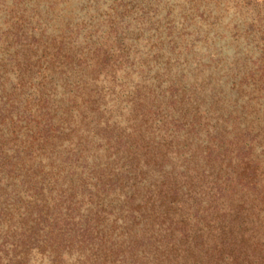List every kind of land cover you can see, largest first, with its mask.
Masks as SVG:
<instances>
[{
    "label": "rangeland",
    "instance_id": "obj_1",
    "mask_svg": "<svg viewBox=\"0 0 264 264\" xmlns=\"http://www.w3.org/2000/svg\"><path fill=\"white\" fill-rule=\"evenodd\" d=\"M263 17L264 0H0L1 255L52 263L58 252L45 235L22 238L37 199L76 203L78 212L103 201L111 220L130 194L158 205L178 187L179 211L211 201L221 161L233 174L239 155L259 163V195L241 184L229 190L220 201L228 218L224 226L216 218L213 234L243 233L245 257L256 240L264 252ZM42 93L54 94L57 112L40 108ZM68 124L76 132L56 137ZM112 135L120 139L110 146ZM216 135L224 154L206 158ZM119 170L108 190L90 191L95 177ZM157 225L143 218L135 228L156 234ZM151 247L139 248L138 264L160 263L164 248L153 255ZM85 249L60 253L65 264H88Z\"/></svg>",
    "mask_w": 264,
    "mask_h": 264
},
{
    "label": "trees",
    "instance_id": "obj_2",
    "mask_svg": "<svg viewBox=\"0 0 264 264\" xmlns=\"http://www.w3.org/2000/svg\"><path fill=\"white\" fill-rule=\"evenodd\" d=\"M262 34L259 53V80L263 82L264 29ZM43 96L44 94L42 93V96L38 97V102L45 114L49 116L52 112H57L56 107H54V99L52 98L54 94L52 96L50 94L45 95L46 97ZM0 102H2L1 99ZM2 110L3 112L8 111V109L4 110L0 106V112ZM71 127L70 124L67 127L56 126L54 132L57 134V132L62 133L67 130L66 133H75L76 129ZM107 130L114 133V129H110V127L106 128V132ZM0 136V149L2 150L5 134L1 133ZM112 136L115 137L107 139L110 146L112 138L115 143H118L120 139L119 136ZM56 137H58V134ZM215 138V144L211 140V142H207L203 146L206 158H210L214 152L218 158L224 154V142L222 139L218 140L217 135ZM216 144L218 145L216 146ZM1 150L0 154L2 153ZM230 160L232 161L231 158ZM236 161L233 174L229 170L228 165L221 161L222 164L219 165L216 173L215 186L211 193L213 199L211 201L207 203L198 201L199 203L194 202V204H189V206L180 205L178 208L181 210L179 209V211H173L174 204L177 202L178 187L172 188V197H168L166 201L158 205L155 202L148 205L147 200H144V202L137 201L135 200V195L130 194L127 196V201L123 202V206L126 207L123 208L122 206L120 208L125 214L122 217H114L111 220H108L106 215H104L106 209L103 206V201L95 204L94 208L87 207L83 212H78L76 206L73 205L76 203H68L64 207H60V204L56 203L52 207L48 201H43L41 204L38 203L40 199H37L34 207L36 211L35 217L31 219L32 226L29 227L30 233L25 235L23 231L22 238L23 235L30 236L34 240L39 241L40 239L37 237L41 236V234L45 235V242L53 248V252H58L52 260L54 264H58V261L61 264L64 263L63 257L66 253L64 255L62 252L60 253L62 247H67L70 250V246L74 247L76 243L81 249L86 248L85 250H88L89 254L86 256L87 261L90 260L88 264H124V262H129L126 264H138L143 261V255L145 256L144 250L139 251V248H142L144 243L152 246L147 253L153 255L158 252L159 247L164 248L160 252L163 257L160 258L161 261L158 264H264V252L261 251L259 240L252 243L253 256L248 258L244 256L246 251L243 247L248 239L244 237L243 233L238 236L236 235L237 233L233 234V232H227L222 228L219 235L213 234L214 231L211 224L216 223V218L221 220V224L228 218L227 207L222 206L220 201L229 194V190L232 188L236 189L238 184H241L242 190L255 192L259 195V190H256V181H254L258 176L259 163L254 159L241 155ZM223 164L224 166L222 167ZM117 172H108L102 176L95 177L96 181L88 183L91 185L90 191L94 189L93 193L97 194L101 189L108 190V187L115 182L113 179L115 175L123 173L120 170ZM89 185L83 186L87 188ZM96 186H99V188H96ZM30 204H35V202H30ZM26 207L28 208L29 204ZM172 211L175 214L173 218H171ZM236 212L230 222L237 221L239 214L238 211ZM143 218H150L155 224H158L159 229L156 234L152 232V229L141 232L140 228H135L139 225L140 219ZM241 223L239 222V224ZM116 230L118 231L115 233ZM4 237L6 238V236ZM5 244H7L5 239L0 240V247L5 248ZM8 244L14 247L17 246L15 242L9 241ZM35 246L39 247L40 245ZM26 252L25 250L24 253ZM19 253L10 255V258L7 257L9 256L8 250L5 255L0 253V262L9 260L11 261L10 264H16V261L12 260ZM240 256H242L241 261H239Z\"/></svg>",
    "mask_w": 264,
    "mask_h": 264
}]
</instances>
